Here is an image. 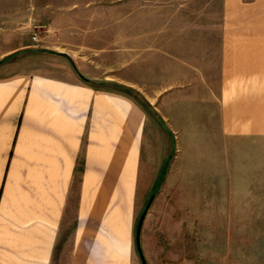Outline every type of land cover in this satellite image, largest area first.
I'll list each match as a JSON object with an SVG mask.
<instances>
[{"label":"crops","instance_id":"crops-1","mask_svg":"<svg viewBox=\"0 0 264 264\" xmlns=\"http://www.w3.org/2000/svg\"><path fill=\"white\" fill-rule=\"evenodd\" d=\"M185 40L114 78L84 71L94 84L67 59L65 75L0 63V264H135L138 208L188 135L209 130L218 154L264 138V0H220L211 32Z\"/></svg>","mask_w":264,"mask_h":264},{"label":"rangeland","instance_id":"rangeland-1","mask_svg":"<svg viewBox=\"0 0 264 264\" xmlns=\"http://www.w3.org/2000/svg\"><path fill=\"white\" fill-rule=\"evenodd\" d=\"M219 9L220 0H0V51L11 67L46 75H65L69 64L48 51H68L81 73L114 78L147 67L150 56L179 54L186 38L211 32ZM125 91L153 112L137 91ZM200 137L194 144L187 136L165 193L145 215V264H264V138L234 139L218 154L209 130ZM154 195L138 208L136 224ZM134 260L143 264L136 247Z\"/></svg>","mask_w":264,"mask_h":264},{"label":"water","instance_id":"water-1","mask_svg":"<svg viewBox=\"0 0 264 264\" xmlns=\"http://www.w3.org/2000/svg\"><path fill=\"white\" fill-rule=\"evenodd\" d=\"M48 53L54 54L56 56H59V57L67 59L69 61V63L71 64L72 68L74 69V72L76 73V75L80 79L94 83L93 79H90V78L86 77L84 74H82L80 72V70L78 69L75 61L73 60V58L68 53L63 52V51H53V50H49ZM104 83L106 84V82H104ZM152 201H153V196L149 199L148 203L146 204V206L144 207L142 213L140 214L139 219H138L137 224H136V229H135V246H136V250L138 252V255H139L140 259H141V262L143 264H145V258L143 256L142 249H141V246H140V233H141V228H142V224H143L145 215H146V213H147Z\"/></svg>","mask_w":264,"mask_h":264},{"label":"trees","instance_id":"trees-1","mask_svg":"<svg viewBox=\"0 0 264 264\" xmlns=\"http://www.w3.org/2000/svg\"><path fill=\"white\" fill-rule=\"evenodd\" d=\"M8 58V56L7 57H5V58H3L2 60H0V63H2L5 59H7ZM84 82H87V83H92V84H94L93 82H89V81H85V80H83ZM100 84H102V85H104L105 83L103 82V83H100Z\"/></svg>","mask_w":264,"mask_h":264},{"label":"built area","instance_id":"built-area-1","mask_svg":"<svg viewBox=\"0 0 264 264\" xmlns=\"http://www.w3.org/2000/svg\"><path fill=\"white\" fill-rule=\"evenodd\" d=\"M34 29H35V28H34ZM31 39H32L33 41H37L36 34H33V35L31 36Z\"/></svg>","mask_w":264,"mask_h":264}]
</instances>
